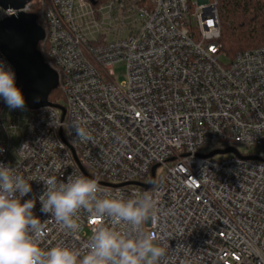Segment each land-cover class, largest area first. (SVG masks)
I'll return each mask as SVG.
<instances>
[{
	"label": "built area",
	"instance_id": "obj_1",
	"mask_svg": "<svg viewBox=\"0 0 264 264\" xmlns=\"http://www.w3.org/2000/svg\"><path fill=\"white\" fill-rule=\"evenodd\" d=\"M33 1L0 6V22L18 11L42 20L40 50L64 110L10 109L0 97V164L31 184L21 202L35 200L39 246L83 256L94 227L128 231L81 210L73 232L41 211L42 180L77 175L126 198L153 197L155 220L143 231L164 249L157 264H264V46L224 64L217 1L35 0L32 11ZM0 64L16 82L1 51ZM74 120L90 141L76 137ZM227 148L236 152L210 156Z\"/></svg>",
	"mask_w": 264,
	"mask_h": 264
},
{
	"label": "clouds",
	"instance_id": "obj_2",
	"mask_svg": "<svg viewBox=\"0 0 264 264\" xmlns=\"http://www.w3.org/2000/svg\"><path fill=\"white\" fill-rule=\"evenodd\" d=\"M0 97L10 109H23L25 98L15 84V73L0 64ZM73 121L71 127L82 142L92 137ZM46 190L39 197L41 211L62 228L78 232L79 212L94 217H110L124 223L121 233L103 225L92 229L86 254L57 245L42 249L38 240L44 234L41 220L33 214L35 200L21 202L32 191L30 182L15 169L0 164V264H157L164 249L154 243L156 237L143 231V225L155 220V201L144 193L126 198L123 192H107L96 179L70 175L66 182L55 178L42 180Z\"/></svg>",
	"mask_w": 264,
	"mask_h": 264
},
{
	"label": "water",
	"instance_id": "obj_3",
	"mask_svg": "<svg viewBox=\"0 0 264 264\" xmlns=\"http://www.w3.org/2000/svg\"><path fill=\"white\" fill-rule=\"evenodd\" d=\"M32 0H0V6L8 9H23ZM96 3V0H89ZM38 15L25 11L5 18L0 22V51L8 59L16 72V86L22 91L26 109H36L55 105L49 100L50 95L59 87V75L52 68L39 49L46 37L44 27L38 22ZM64 108L60 105H56ZM236 152L233 148L216 150L217 153ZM152 168V182H155V169Z\"/></svg>",
	"mask_w": 264,
	"mask_h": 264
},
{
	"label": "trees",
	"instance_id": "obj_4",
	"mask_svg": "<svg viewBox=\"0 0 264 264\" xmlns=\"http://www.w3.org/2000/svg\"><path fill=\"white\" fill-rule=\"evenodd\" d=\"M217 1L221 19L224 53L233 59L237 53L264 46V0H211ZM32 11L36 4L33 1ZM43 25L42 20H38ZM42 42L39 43V49ZM46 57L45 51L42 52ZM64 94L58 87L50 95L49 100L62 105Z\"/></svg>",
	"mask_w": 264,
	"mask_h": 264
},
{
	"label": "rangeland",
	"instance_id": "obj_5",
	"mask_svg": "<svg viewBox=\"0 0 264 264\" xmlns=\"http://www.w3.org/2000/svg\"><path fill=\"white\" fill-rule=\"evenodd\" d=\"M192 1H197V0H192ZM230 60H231V58L228 57L225 53L221 57V61L224 64H227ZM115 78L117 79V82H123V81L126 80V68H125V65L124 64H118L115 67ZM239 150L241 152H243V153H245L246 151H248V152H254V150H256V148H247L246 146H239Z\"/></svg>",
	"mask_w": 264,
	"mask_h": 264
},
{
	"label": "snow or ice",
	"instance_id": "obj_6",
	"mask_svg": "<svg viewBox=\"0 0 264 264\" xmlns=\"http://www.w3.org/2000/svg\"><path fill=\"white\" fill-rule=\"evenodd\" d=\"M93 222H95V221H93Z\"/></svg>",
	"mask_w": 264,
	"mask_h": 264
}]
</instances>
